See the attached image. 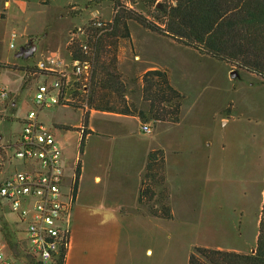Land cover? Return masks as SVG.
Returning a JSON list of instances; mask_svg holds the SVG:
<instances>
[{
  "label": "crops",
  "instance_id": "1",
  "mask_svg": "<svg viewBox=\"0 0 264 264\" xmlns=\"http://www.w3.org/2000/svg\"><path fill=\"white\" fill-rule=\"evenodd\" d=\"M40 1L45 0H0V16L7 18L10 11L17 12L22 25L21 34L16 32L13 40L25 38L16 59L35 58L34 64L25 66L17 60H0L2 65L29 69L24 70L23 87L32 73L40 75L36 85L56 78L49 70L56 69L49 62L50 56L71 62L66 49L69 40L63 56L58 55L59 48L40 51L39 38L37 47L30 45L37 31L31 30L33 15L29 11L31 4L38 5ZM60 4L66 8L73 5L80 12V23L100 15L99 11L87 10L86 0H64ZM29 46L32 54L19 56L20 50L27 47L28 51ZM15 47L14 44L11 48ZM216 66L223 69V74L221 82L215 83L218 73L211 69ZM157 68L165 67L147 69ZM201 69L198 75L208 83L200 84L199 77L192 95L181 90L185 99L180 121L159 124L153 133L142 131L144 121L139 116L90 110L85 124L84 110H72L68 103L39 111V120L51 129L63 149L66 188L72 185L77 164L80 165L65 264H188L196 246L241 254L254 252L264 202V117L253 112L264 104L259 98L253 100L252 115L242 107L248 96L233 95L234 68L229 64L206 61ZM3 83L17 99L0 104V143L10 138L3 134L9 131L6 122L11 118L20 120L19 134L25 118L17 115L23 87L13 91ZM139 97L140 94L136 99ZM231 104L232 109L225 112ZM51 108V119L47 120L42 111ZM10 110L15 112L11 118L7 113ZM83 136L85 146L80 153ZM154 149L164 153L172 219L140 210L142 174L148 154ZM13 168L8 165L6 172ZM0 215L3 251L5 246L20 248L14 230L25 229L1 198ZM22 245L27 248L28 242L22 241ZM12 253L5 254L20 264Z\"/></svg>",
  "mask_w": 264,
  "mask_h": 264
},
{
  "label": "trees",
  "instance_id": "2",
  "mask_svg": "<svg viewBox=\"0 0 264 264\" xmlns=\"http://www.w3.org/2000/svg\"><path fill=\"white\" fill-rule=\"evenodd\" d=\"M102 1L88 0L87 8ZM107 1L113 6L112 20L94 17L83 25L84 29L78 27L71 32L66 46L71 61H88L91 64L87 90L80 95L75 94L72 98L74 101L68 103L84 110L85 124L90 110L141 118L147 113L155 121L168 123H178L181 119L185 95L174 86L165 68L150 69L142 76L141 93L147 110L128 99L127 85L118 69V49L120 40H132L130 22L225 62L234 69L256 74L264 84V0H168L155 8L156 13L152 15L154 21L130 7L136 4V0ZM76 14L72 13L74 16ZM80 29L85 35L83 39L76 37ZM7 66L16 69L15 66ZM229 111L230 107L225 109V112ZM84 146L83 136L80 153ZM165 162L161 149L149 152L138 202L142 212L172 219L174 213L165 184ZM79 175L78 163L72 183L75 194ZM59 242L49 264H65L69 235H60ZM8 247L7 253L11 246ZM31 263L42 264L34 259ZM188 264H264V202L253 253L241 254L196 246Z\"/></svg>",
  "mask_w": 264,
  "mask_h": 264
},
{
  "label": "rangeland",
  "instance_id": "3",
  "mask_svg": "<svg viewBox=\"0 0 264 264\" xmlns=\"http://www.w3.org/2000/svg\"><path fill=\"white\" fill-rule=\"evenodd\" d=\"M61 1L64 0H51L47 3L38 2V5L31 4L29 13H32V25L31 30L37 33H34V37L31 40L32 44L36 46V39L39 38V50L42 49L50 50L54 48L60 49L59 56H63L65 53V44L71 37V32L78 28L77 25L80 24L79 27H83L84 24L89 20H86L82 23V18L80 17V12L76 11V8L72 6L62 7L60 4ZM88 0H86L87 3ZM136 4L134 6H130L134 8L139 13L145 15L148 19L153 20V14L156 13L155 8L160 6L161 3H167L168 0H136ZM68 10V13H67ZM87 10L91 13L94 11H99L98 17L100 19H104L105 21H110L113 18L114 10L112 3L104 0L99 5H94L92 8H87ZM16 12V11H15ZM77 13L75 16L72 13ZM17 13V12H16ZM14 12H9V17L0 16V60L6 62L18 61L19 64L25 66L26 64H34V57L30 58H17L15 57L17 51L21 47V44L24 42L25 38L20 37L17 38L14 42L16 45L15 48L10 47V43L12 41V32L16 30V32L21 34V26L19 23L18 15ZM70 15V16H69ZM96 16V17H97ZM130 27L132 31V40L122 39L119 43L118 49V69L122 73L126 85H127V97L130 101H135L136 104L142 105L144 109L147 110V103L143 101L142 98V76L145 71L150 70L147 69L149 66H164L165 69L169 71L172 83L175 87H177L180 91L186 92L187 95H192L195 89H197L198 78L201 75L199 71H202L201 66L206 61H214L216 63V59L211 58L209 56H200L198 52H196L193 48L184 46L175 40L169 39L162 35H158L150 30L144 28L136 22H130ZM81 29L77 32V36L80 39H83L85 35L83 32H80ZM37 47V46H36ZM40 53V52H39ZM67 55V54H66ZM51 57V56H50ZM70 57V55H69ZM72 62V61H71ZM69 62V64L71 63ZM220 65H222L221 61H218ZM153 64V65H149ZM4 66V67H2ZM10 66V65H9ZM13 66V65H11ZM16 67V66H15ZM163 69V68H161ZM25 68H11L7 65L0 64V78L3 82L7 83L11 90L16 91L18 88L23 87V79ZM218 73L216 78V82H221L223 69L220 66H216L215 69H211ZM238 71L237 77L233 80L231 85V91L234 93L233 95H246L248 96V101H245L243 104V108L249 110L251 108V103L253 100L261 99L262 104H264V84L262 79L253 73L247 71H240L238 69H234ZM204 71H210L209 69H204ZM199 74V75H198ZM89 69H86L84 72L81 81L76 83H71V88L69 89V97L72 99L75 94L80 95V93H85L87 90V86L89 84ZM38 74L33 75V73L29 76V79L25 82V85L22 89L21 100L22 103L18 110V116H26V114L35 107L33 97L36 92V84L39 82ZM51 79L53 77H50ZM197 78V79H196ZM201 78V77H200ZM202 85L207 84L208 80H204L201 78ZM21 84V85H20ZM19 86V87H18ZM181 91V92H182ZM182 92L184 95L185 93ZM139 100L136 99L138 95ZM216 94V91L212 93ZM12 99H17L15 94H12ZM249 105H248V104ZM214 107V103L212 104V108ZM230 110L232 109V104L229 106ZM72 110H77L74 107H71ZM12 109V108H11ZM51 109H45L42 111V115L47 116V120L51 119ZM260 109V108H259ZM8 117L14 114V111H8ZM256 115H260L264 117V106L258 110L257 112H253ZM252 115V112L250 113ZM44 117V116H43ZM144 122L151 124L154 132V127L162 123L168 122H160L155 121L150 118V116L146 113L143 118H141ZM1 123V122H0ZM174 124V123H172ZM7 129L9 130L10 139L14 141L16 139L17 133L21 128V122L18 119L11 118L8 122H6ZM49 125V123H48ZM51 125V124H50ZM49 125V126H50ZM52 126V125H51ZM152 132V133H153ZM1 218V215H0ZM24 227V225H23ZM17 234L16 240L20 248H10V252L14 257L17 258L20 264H32L33 257L27 252L24 245H22V241L28 242L26 239V233L22 230L15 231ZM18 232V233H17ZM0 238L2 240V233L0 232ZM207 238V236H206ZM204 236V241L206 240ZM0 240V241H1ZM16 243V245H17ZM9 244V243H8ZM23 246V248H21ZM8 247L5 246L4 252L7 253ZM19 256H21L19 258ZM22 262V263H21Z\"/></svg>",
  "mask_w": 264,
  "mask_h": 264
},
{
  "label": "built area",
  "instance_id": "4",
  "mask_svg": "<svg viewBox=\"0 0 264 264\" xmlns=\"http://www.w3.org/2000/svg\"><path fill=\"white\" fill-rule=\"evenodd\" d=\"M80 32H83L82 30ZM12 33L11 47L16 38ZM86 48V47H85ZM49 62L56 69H49L56 78L36 86L35 107L23 120V128L16 139L0 143V198L24 225L27 235V252L42 264H49L57 249L59 237L70 235L76 194L72 185L66 188L64 180L63 149L53 132L39 120V111L74 99L69 97L71 83L80 82L88 61L65 63L56 56ZM7 86L0 80V104L7 105L13 99ZM141 129L152 133L151 124L144 122ZM8 165L14 168L6 172ZM0 264H18L0 246Z\"/></svg>",
  "mask_w": 264,
  "mask_h": 264
},
{
  "label": "water",
  "instance_id": "5",
  "mask_svg": "<svg viewBox=\"0 0 264 264\" xmlns=\"http://www.w3.org/2000/svg\"><path fill=\"white\" fill-rule=\"evenodd\" d=\"M32 54V51H27V47H24L20 50L19 56H25V57H29V55ZM238 75V71L234 70L233 72V77H237Z\"/></svg>",
  "mask_w": 264,
  "mask_h": 264
},
{
  "label": "flooded vegetation",
  "instance_id": "6",
  "mask_svg": "<svg viewBox=\"0 0 264 264\" xmlns=\"http://www.w3.org/2000/svg\"><path fill=\"white\" fill-rule=\"evenodd\" d=\"M32 42H30V45H31ZM31 50V46L28 47V51Z\"/></svg>",
  "mask_w": 264,
  "mask_h": 264
}]
</instances>
